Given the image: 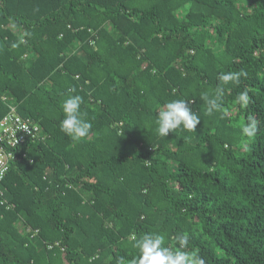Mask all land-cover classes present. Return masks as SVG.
Instances as JSON below:
<instances>
[{"label":"trees","instance_id":"1","mask_svg":"<svg viewBox=\"0 0 264 264\" xmlns=\"http://www.w3.org/2000/svg\"><path fill=\"white\" fill-rule=\"evenodd\" d=\"M70 95L93 125L79 142L60 128ZM173 99L201 123L161 137ZM11 106L47 139L0 187V264H130L152 232H187L206 264H264V0H0V120Z\"/></svg>","mask_w":264,"mask_h":264},{"label":"clouds","instance_id":"2","mask_svg":"<svg viewBox=\"0 0 264 264\" xmlns=\"http://www.w3.org/2000/svg\"><path fill=\"white\" fill-rule=\"evenodd\" d=\"M247 76L248 73L241 69L235 72H221L218 80L222 85L239 86L241 78H247ZM225 91V87L218 86L214 96H210L208 92L201 93V99L206 104L207 115L222 109ZM233 103L240 108H247L250 103L248 90L240 91ZM82 104L83 98L80 95H70L62 103L64 118L60 122L61 131L77 142L86 139L93 127L91 121L85 118L87 113L82 111ZM223 114L227 115V111L225 110ZM200 123V116L192 110L189 101L173 99L158 111L156 132L161 137H167L170 132H176L178 129L193 132ZM257 130V121L251 115L247 117L246 122L241 123V132L248 138L254 137ZM175 241V245L166 244L165 235L159 232L145 233L138 239L134 237L133 247L137 250V255L131 259L130 264H206L205 258L198 250H189L190 236L187 232L177 235ZM116 264H125V258L117 257Z\"/></svg>","mask_w":264,"mask_h":264},{"label":"built area","instance_id":"3","mask_svg":"<svg viewBox=\"0 0 264 264\" xmlns=\"http://www.w3.org/2000/svg\"><path fill=\"white\" fill-rule=\"evenodd\" d=\"M46 139L47 135L38 123L19 115L16 108L11 106L10 111L0 120V187L14 164L34 162L28 154L30 146ZM0 196H4L1 189ZM26 231L31 230L26 228Z\"/></svg>","mask_w":264,"mask_h":264}]
</instances>
